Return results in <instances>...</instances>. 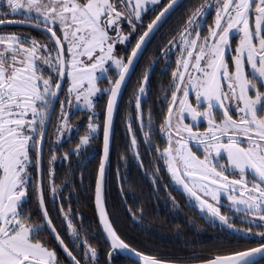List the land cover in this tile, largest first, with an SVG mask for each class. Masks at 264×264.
Returning <instances> with one entry per match:
<instances>
[{"label":"snow or ice","instance_id":"snow-or-ice-1","mask_svg":"<svg viewBox=\"0 0 264 264\" xmlns=\"http://www.w3.org/2000/svg\"><path fill=\"white\" fill-rule=\"evenodd\" d=\"M182 7L180 0H0V264H101V252L102 264H264V0H193L169 25ZM18 26L40 35L7 30ZM158 34L150 64L163 62L167 86L145 108L151 68L140 74L126 105L125 148L154 192L161 184L179 192L218 230L210 244L186 238L181 255L150 239L133 243L106 203L114 115ZM76 112L87 117L82 134ZM101 129L92 232L72 203V182L57 183L55 162L71 167L72 157L87 158ZM66 134L70 146L60 152ZM120 192L129 217L142 221L143 206ZM169 199L180 207L171 192ZM101 239L102 249L91 242Z\"/></svg>","mask_w":264,"mask_h":264},{"label":"flooded vegetation","instance_id":"flooded-vegetation-1","mask_svg":"<svg viewBox=\"0 0 264 264\" xmlns=\"http://www.w3.org/2000/svg\"><path fill=\"white\" fill-rule=\"evenodd\" d=\"M193 0H182L180 3L185 6L179 9L170 21L169 25L174 24L176 17L181 15L187 6H189ZM150 7H153L150 5ZM6 10V9H5ZM151 17V13L149 14ZM168 25L165 26V29H162V33L167 29ZM8 31H22V32H31L32 35L38 36L39 33L34 31L31 28L26 26L23 27H12L7 29ZM161 34H158L157 37L153 38L152 43L148 45L147 49L144 52L143 57L140 59L139 65L135 73L132 74V77L128 81V87L125 89L123 96L120 100V110L116 114L114 121V129H115V137L113 140L111 152H110V171L111 175L109 178V182L107 183L108 188L112 193L120 192L121 187L124 188L128 197V204L133 205L136 209L143 206L144 216L142 221H133L126 212V207H122L121 209L126 212L128 217V227H121V231L124 235L131 239L133 243L139 240H149L150 242L155 243V245L161 249L165 253H171L174 255H181V249L185 243V239H192L193 236L196 237L198 235V227L202 225L204 228V235L206 238V243H211V237L217 234L218 230H214L210 225L205 223L202 219L198 222L197 218L200 217L198 210H194L191 207H188L185 204V199L183 196L179 194V192L173 191L171 188L165 189L163 184L159 187V191L154 192V185L152 184V179L149 174H146V168H142L139 165V162L134 158L130 151H127L125 148L126 144V134H125V118H126V105L128 103V99L132 94L133 90L136 87L137 80L140 77V74L146 70L151 68V78L150 83L148 85L150 91L147 93V104L145 108L151 106L156 98L161 95L160 89L161 87L167 86V75L160 71L162 61L155 64H150V61L155 59V53L157 50V44L159 41ZM106 102V97L101 96L98 100V110H100L99 119L103 121V106ZM158 103V101H157ZM72 120L77 125L81 126V134L83 131V125L87 122V117L83 113L76 112L72 116ZM77 133L74 131L72 133L73 141L77 137ZM98 139L94 143L92 149L90 150L87 158L82 160H78L76 157H72L71 159V167H69L68 161L57 160L55 162L57 183H61L66 179L71 181V186L75 188V194L72 198V203L75 208L79 211L80 216L85 218V224L91 223L93 226L98 222L95 214L96 222L92 221L91 218H87V212L85 207V199L88 191L90 192L93 185V208H94V180L96 177V170L98 168V161L101 156V148H102V129L98 133ZM118 145V147H117ZM70 146V142L67 140V134L65 136V142L63 147L60 149V152H63ZM120 151L121 155H125L127 157L126 160L119 161L117 158V154ZM47 152V150H46ZM143 153V148L141 149ZM142 159L145 161L146 166L151 164V157L149 155H142ZM45 162H47V155L45 157ZM117 168H119V175H117ZM150 172V168H148ZM83 173V177L81 176ZM137 177V178H136ZM136 178V179H134ZM47 179V178H45ZM163 183H167V179L163 181ZM131 186V187H130ZM169 192L173 196L177 193L183 202H179V208H173L172 202L170 203V199L166 201L167 195ZM121 194V192H120ZM141 194L148 196L149 198L145 200L141 197ZM65 195H67V190H65ZM152 200V204L147 203V201ZM145 201V203L143 202ZM147 203V204H146ZM122 204V203H121ZM156 208L161 215H168V213L164 210L167 207H171L172 210L175 211V219L172 221L176 226H180L175 229H166L165 228V220L161 219L159 221L153 220L152 218H148L151 213V208ZM52 214H56V209L53 208ZM147 217V218H146ZM79 219V217H78ZM192 221L196 222V232L190 231L192 226ZM183 226V227H182ZM184 228V229H183ZM92 231V228H91ZM173 231V232H172ZM95 232V231H94ZM169 232V233H168ZM172 232V233H171ZM168 233V234H167ZM179 233V234H177ZM203 233V232H202ZM103 241V240H102ZM67 242V241H66ZM94 246L98 248H103L104 244L99 241L92 240L91 241ZM169 242V245H168ZM58 252L62 254V252L57 249ZM103 253V252H101ZM101 255V254H100ZM101 257V256H100ZM122 259V258H121ZM102 264V263H101Z\"/></svg>","mask_w":264,"mask_h":264},{"label":"trees","instance_id":"trees-1","mask_svg":"<svg viewBox=\"0 0 264 264\" xmlns=\"http://www.w3.org/2000/svg\"><path fill=\"white\" fill-rule=\"evenodd\" d=\"M118 147V145H117ZM117 154V158L119 161H121V159H119V157L121 156V153L120 151ZM137 178V177H136ZM134 178V179H136ZM126 193V191H125ZM176 195V199L178 202H183L182 199L179 197V195L177 193H175ZM87 196L84 197V198H87L85 199L84 203H85V207H86V212H87V218H91L92 221L96 222V218H95V212H94V208H93V185H92V189L91 191L86 194ZM128 197V195H127ZM141 197L145 200L148 199L149 197L144 195V194H141ZM125 199V197L116 192V193H112L110 191V189L108 188V186L106 185V203H107V206L109 208H112L113 206L116 207V221H117V226L119 227V229H121V227L123 228H127L128 227V217L126 215V212H124V210H122V201ZM169 200V195H167V198H166V201ZM145 203V201H143ZM127 203H129V201H127ZM147 203L149 204H152V200L150 201H147ZM146 203V204H147ZM171 203V201H170ZM151 213L150 216H148V218H152L153 220H156V221H159L161 219L165 220V228L166 229H173V231L175 229H177L178 227L172 222L175 218V211L176 210H172L171 207H167L165 210H164V214L165 212L168 213V215H161L160 212H158V210L156 208H151L150 209ZM86 218V217H85ZM147 218V217H146ZM198 222L201 220L200 217L197 218ZM183 227V226H182ZM181 228V227H180ZM184 229V228H183ZM198 235H197V239L198 240H201L203 241L205 244H207L205 241H206V238H205V235H204V228L201 226L198 227ZM96 231V228H95V225L92 227V232ZM172 231V232H173ZM171 232V233H172ZM203 232V233H202ZM169 233V232H168ZM167 233V234H168ZM100 242L103 243L102 239L100 240ZM168 245H169V242H168ZM100 259H101V263L103 262V259H104V254L101 253L100 255Z\"/></svg>","mask_w":264,"mask_h":264},{"label":"water","instance_id":"water-1","mask_svg":"<svg viewBox=\"0 0 264 264\" xmlns=\"http://www.w3.org/2000/svg\"><path fill=\"white\" fill-rule=\"evenodd\" d=\"M182 0H180V2H181ZM115 117H116V114L114 115V121H115ZM102 141H103V132H102ZM101 155H102V148H101ZM94 196H95V187H94ZM96 217H97V221H98V216L96 215ZM61 252H62V249H59ZM62 254H63V252H62Z\"/></svg>","mask_w":264,"mask_h":264}]
</instances>
